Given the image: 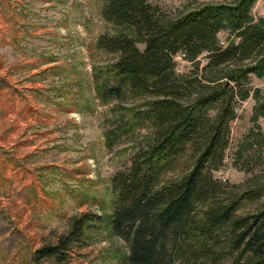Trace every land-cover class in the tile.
Segmentation results:
<instances>
[{"label": "rangeland", "instance_id": "rangeland-1", "mask_svg": "<svg viewBox=\"0 0 264 264\" xmlns=\"http://www.w3.org/2000/svg\"><path fill=\"white\" fill-rule=\"evenodd\" d=\"M239 1L149 0L172 18ZM103 7L104 0H0V264H129L128 242L100 222L87 225L84 241L69 249L65 261L35 256L58 244L74 218L111 216L115 174L155 141L153 98L123 84L115 67L118 55L98 47L103 35L130 33L106 22ZM252 13L264 18V0H255ZM218 40L226 46L236 38L222 31ZM175 61L184 76H203L209 63L207 53L195 62L179 53ZM235 70L228 65L206 75L237 90L225 78ZM243 84L250 97L236 98L224 165L214 174L230 186L264 182V142L258 143L264 117L253 121L256 106L264 104V75L251 74ZM195 160L186 146L165 165L161 185L180 181ZM263 208L264 198L245 202L239 215ZM230 261L226 256L219 263L174 264Z\"/></svg>", "mask_w": 264, "mask_h": 264}, {"label": "trees", "instance_id": "trees-1", "mask_svg": "<svg viewBox=\"0 0 264 264\" xmlns=\"http://www.w3.org/2000/svg\"><path fill=\"white\" fill-rule=\"evenodd\" d=\"M254 2L205 5L172 18L149 0H104V20L130 33L103 35L98 47L118 55L115 67L123 84L153 98L149 107L158 127L155 141L115 174L111 216L74 218L58 244L37 250L36 259L65 261L69 249L84 241L86 227H91L87 225L100 222L128 242L129 264H174L185 259L219 263L226 256L231 257L229 264H264V208L239 215L245 202L264 198V182L256 178L230 186L214 175L224 165L230 126L237 118L236 98L250 97L243 83L251 74L264 75V18L253 16ZM222 31L236 40L221 46ZM179 53L191 62L207 53L203 76L179 75L175 61ZM228 65L237 66L225 76L237 90L206 75ZM260 117L264 104L256 106L253 121ZM263 136L258 143L264 142ZM186 146L196 157L191 172L161 185L165 165ZM217 247H225V252L217 254Z\"/></svg>", "mask_w": 264, "mask_h": 264}]
</instances>
